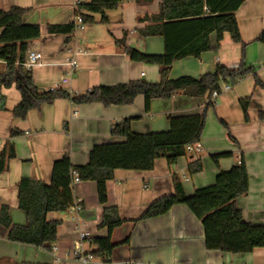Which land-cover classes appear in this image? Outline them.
I'll return each mask as SVG.
<instances>
[{
	"label": "crops",
	"instance_id": "1",
	"mask_svg": "<svg viewBox=\"0 0 264 264\" xmlns=\"http://www.w3.org/2000/svg\"><path fill=\"white\" fill-rule=\"evenodd\" d=\"M89 1L0 0L1 11L12 7L26 9L23 23L41 28V37L29 45V50L44 56V65L32 68L35 83L44 90L54 84L81 95L97 86H116L134 80L159 82L160 67L131 61L119 42L126 41L128 47L143 53L163 54L162 37L144 38L139 32L152 24L151 19L139 20L158 15L163 0H125L118 9L108 13L109 24H103L106 28L94 25L87 29L85 25L83 30H75L71 35L49 33V26L74 23L78 2ZM100 18L95 15V20ZM236 18L242 41L257 40L264 32V0H245ZM2 32L0 29V36ZM212 42L213 50L201 58L175 62L170 78L198 79L214 72L218 64L228 68L239 66L241 48L229 34L224 35L220 46H216L215 34ZM69 58L77 61L75 69L62 65ZM5 67L0 61V74ZM65 74L71 79H66ZM226 93L229 91L221 93L207 112L199 143L202 152L189 153V157H182L173 165L164 158L158 159L152 171H115L114 180L107 184L108 206L118 208L123 224L112 233V242L117 247L109 257L94 255L97 247L93 239L107 236V230L100 228L104 206L98 199L97 184L78 182L73 187L74 198L75 203L81 204L82 211L48 215L49 221L62 222L54 244L57 252L52 248L11 242L8 230L0 225V264H83L72 256L80 233L91 236L82 243L84 252L94 256L88 264H261L264 248L238 255L208 250L201 221L185 205H175L163 216L140 220L155 201L175 193V178L181 182L185 194L191 196L197 189L213 185L220 173L244 160L249 192L239 197L236 204L246 222L264 226V91L254 89L249 121L245 120L240 105V100L250 97L249 91ZM0 95V101L5 98V107L0 109V154L8 143H12L16 151V157L0 175V205L9 207L13 223L20 226L29 223L26 213L19 208V183L23 178L50 184L53 165L64 155L71 158L74 166L88 164L94 146L125 141V138L114 137L111 130L126 118H141L131 126L136 134L165 132L170 128V116L201 114L208 103L207 99L179 93L168 100H154L147 113L143 96H138L131 105L110 107L102 103L76 105L68 99H58L30 111L25 120H20L13 116V110L21 102V93L15 85L2 87ZM217 120L229 126V137ZM13 130L22 134L13 138ZM221 153L231 155L220 159L216 165L212 156ZM198 160L203 164V171L192 175L188 166ZM126 239L128 243L124 244Z\"/></svg>",
	"mask_w": 264,
	"mask_h": 264
},
{
	"label": "trees",
	"instance_id": "2",
	"mask_svg": "<svg viewBox=\"0 0 264 264\" xmlns=\"http://www.w3.org/2000/svg\"><path fill=\"white\" fill-rule=\"evenodd\" d=\"M125 0H90L77 6L76 14L84 24L94 23L95 15H100L101 24H109L108 13L120 7ZM245 0H163L158 15L141 18L139 21H152L151 25L140 29L142 37L160 36L164 40L165 51L161 55L143 53L128 47L126 41L119 42L131 61L160 67V81L147 82L134 80L116 86H97L85 94H75L62 88L44 90L34 81L33 71L26 67L29 45L41 37L38 25H25L23 17L28 10L12 7L0 10V61L6 64L0 74V88L13 85L21 93V102L13 110L16 119L25 120L32 110L51 105L58 99H68L76 105L102 103L106 107L127 106L138 96L145 98V110H151V103L157 99L168 100L179 93L194 98H208L203 112L189 116H170V128L165 132L136 134L132 123L140 117L126 118L113 126L114 137L125 138L124 142L96 145L90 152L89 162L84 166H74L71 158L64 155L53 165L51 183L42 180L23 178L19 183V208L28 218L27 226L15 225L7 205H0V225L9 232V240L14 243L51 249L57 241L59 220H48L50 213L67 212L75 203L74 180L95 182L98 199L104 206L101 229L107 230L106 237L94 238L97 247L94 255L109 257L117 245L112 242L113 231L123 224L117 207L108 206V182L114 180L116 170L152 171L158 159L164 158L170 165L187 156V147L201 142L208 110L214 106L212 93L221 92V84L236 83L252 72L244 62L246 44L242 41L236 12ZM50 34L71 35L74 23L52 25ZM216 36V46L229 34L232 41L242 45V59L238 67L228 68L221 64L214 72L200 78L182 76L171 79L170 73L175 62L199 59L213 50L212 35ZM69 41V39H67ZM257 41H264V32ZM256 85L264 88V83L256 78ZM3 100L0 108L4 109ZM252 98L240 100L246 121ZM224 126L227 124L222 122ZM22 132L13 130L11 137ZM231 153L212 156L218 165L219 160ZM16 157L15 147L8 143L0 154V175ZM190 174L203 171L200 160L188 166ZM175 193L155 201L140 218L146 220L167 214L175 205H185L201 221L208 250L221 251L233 255L249 254L264 248V226L253 225L244 220L243 212L236 200L249 192V175L244 160L231 170L220 173L213 185L197 189L191 196L184 192L181 182L175 178ZM128 243V239L124 244Z\"/></svg>",
	"mask_w": 264,
	"mask_h": 264
},
{
	"label": "rangeland",
	"instance_id": "3",
	"mask_svg": "<svg viewBox=\"0 0 264 264\" xmlns=\"http://www.w3.org/2000/svg\"><path fill=\"white\" fill-rule=\"evenodd\" d=\"M83 1H86V0H83ZM94 25H96L97 28H106L103 24L100 23V19L98 21L96 20L94 23L86 24V28L87 29L91 28ZM245 44H246V48H245L244 62L247 68L252 69V72L246 77L236 81V83H231V82L222 83L221 93L225 92L224 91L225 86L229 85L232 90L229 91V93H226V95L232 93L233 91L237 93H243L245 90H248L249 96L253 99L252 93H254V89L264 91V88L256 85V78L264 83V41L255 40L252 43H245ZM239 45L241 48V59H242V45L241 44ZM33 76H34V72H33ZM64 77L68 80L71 79V76L69 74L68 75L65 74ZM34 81H35V78H34ZM36 85L40 87L38 84ZM54 86L55 85L53 84L51 88ZM51 88H49V90ZM254 95L256 96V94ZM0 98H1V95H0ZM204 99L208 100L207 97H204ZM2 103L3 104L5 103V98H3ZM217 122L219 123L220 128H223L226 131V135L229 137L231 135V129L229 128V126L227 127L224 126L221 120L219 121L217 120ZM187 156L189 157L190 154L188 153Z\"/></svg>",
	"mask_w": 264,
	"mask_h": 264
},
{
	"label": "built area",
	"instance_id": "4",
	"mask_svg": "<svg viewBox=\"0 0 264 264\" xmlns=\"http://www.w3.org/2000/svg\"><path fill=\"white\" fill-rule=\"evenodd\" d=\"M78 4H80V2H78ZM74 25H75V30H83L85 28L83 19L80 16H77L75 18ZM25 65L27 68H30V69L37 67V66L44 65L43 54L38 51L29 50L27 53V59H26ZM62 65L68 66L71 69H75L77 67V61L74 58H69V59H66V61ZM66 82L67 81L65 80L64 83ZM57 88H60V86L57 85L53 89H57ZM230 90H231V87L229 85L225 86L224 91H230ZM220 95H221V92H218V91L213 92L211 96V102L215 104L216 100L220 97ZM186 150H187V153H200L202 152V147L200 144L190 145L187 147ZM78 182H79V179L75 177L74 184ZM68 211L73 214H78L82 211V206L80 203L76 202L69 208ZM90 237L91 236L89 233H80L79 241L77 242L74 248V251L72 253L73 258L83 264H88L94 259L93 255L85 253L82 248V243L86 241L87 239H89ZM57 250H58L57 246L55 245L52 246V251L54 253L57 252ZM261 264H264V260Z\"/></svg>",
	"mask_w": 264,
	"mask_h": 264
}]
</instances>
